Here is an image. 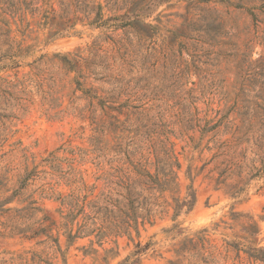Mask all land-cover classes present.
Wrapping results in <instances>:
<instances>
[{"label":"rangeland","instance_id":"374dc122","mask_svg":"<svg viewBox=\"0 0 264 264\" xmlns=\"http://www.w3.org/2000/svg\"><path fill=\"white\" fill-rule=\"evenodd\" d=\"M11 59L20 67L0 70V264L47 250L24 233L59 220L57 199L82 180L99 194L96 178L111 168L149 160L154 173L163 144L180 164L169 204L190 186L197 204L141 228L139 241L153 244L141 264L177 262L196 236L216 261L183 264H234L227 242H244L251 225L264 247V0H0V66ZM34 167L38 176L1 206ZM115 240H78L68 264H93L90 248L98 260L113 250L118 264L134 245Z\"/></svg>","mask_w":264,"mask_h":264},{"label":"trees","instance_id":"16d2710c","mask_svg":"<svg viewBox=\"0 0 264 264\" xmlns=\"http://www.w3.org/2000/svg\"><path fill=\"white\" fill-rule=\"evenodd\" d=\"M11 61L13 65L0 66V70L20 67L18 61L13 59ZM162 154H157L155 162L151 165L155 169L154 173L148 170L149 160L145 163L130 161L131 168H111L113 172L103 173L96 178L97 183H104V188L99 194H95L98 189L97 184L89 187L82 180L83 188L79 189L78 193L58 198L57 201L61 203L60 209L56 211L59 220L45 216L42 219V225L45 227L40 228L30 237L24 233L26 239L44 237L45 239L39 240L36 246H47V250L29 252L32 257L26 264H68L67 255L71 247L78 240L86 238H95L101 248L111 238L116 239L114 241L116 245L119 238H127L133 243L134 248L130 255L118 264H141L143 256L153 246L152 243L143 245L139 241L141 228H145L147 224L154 225L156 217L168 214L170 208L173 209L172 220L176 222L181 216L192 212L197 204L196 192L192 186L188 188L183 200L172 197L173 204H169L167 194H173L177 189L175 169H179L180 164L173 150H169L165 144L162 145ZM38 174L37 167H34L29 173L25 171L23 177L19 176L20 187L6 197L1 206L18 199L22 190L29 185V181ZM256 176L264 178V163L258 169ZM7 184L8 178L3 188ZM36 203L33 201L32 205ZM34 210L42 211L36 207ZM9 211L12 209L3 210L4 213ZM259 223H264V206L262 215L259 216ZM254 227V225L249 227L244 242H227L225 260L231 259L230 253L235 252L234 264H264V247H261L260 243L255 244L252 240L257 235ZM174 231H177L175 235L183 232L177 225L170 232ZM62 238L65 239V249L62 247ZM94 244V240L91 241V246ZM208 245L209 241L204 236L185 239L183 247L177 252V262L170 264H183L182 260L195 258H201L206 263L214 262L215 253L210 252L211 248ZM104 252L105 256L101 260L96 257L98 251L92 248L85 250V255L94 256L93 264H109L111 257L112 260L117 257L113 250L105 249Z\"/></svg>","mask_w":264,"mask_h":264}]
</instances>
